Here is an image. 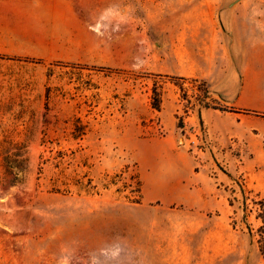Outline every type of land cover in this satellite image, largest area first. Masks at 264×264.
<instances>
[{
	"label": "rangeland",
	"instance_id": "obj_1",
	"mask_svg": "<svg viewBox=\"0 0 264 264\" xmlns=\"http://www.w3.org/2000/svg\"><path fill=\"white\" fill-rule=\"evenodd\" d=\"M56 7L0 29V48L24 50L0 52V264H264L254 205L264 198V133L252 121L263 113L244 110L241 129L223 119L210 134L198 83L184 84L193 106L166 77L203 78L215 102L234 105L220 83L239 85L241 67L264 54L253 43L264 36V0ZM45 35L62 43L56 51ZM7 146H27L16 182Z\"/></svg>",
	"mask_w": 264,
	"mask_h": 264
},
{
	"label": "crops",
	"instance_id": "obj_2",
	"mask_svg": "<svg viewBox=\"0 0 264 264\" xmlns=\"http://www.w3.org/2000/svg\"><path fill=\"white\" fill-rule=\"evenodd\" d=\"M57 0H0V29H14L26 26V18L30 16V11L36 14L37 11L43 12L41 6H49V12L59 13L56 7ZM74 11V10H73ZM46 12V11H45ZM76 12V11H74ZM264 21V18L260 19ZM264 33V23L258 24ZM42 46L45 50L56 51V47L62 43L55 44L56 40L51 35H45L41 39ZM253 43L264 48V36H257ZM24 50H14L8 48H0V52H15ZM30 51V50H27ZM255 64L252 66L243 65L242 68V82L231 87L229 82H221L220 88L224 90L225 94L234 98V105L241 110H253L264 114V54L258 53L255 56ZM219 109L203 108L202 119L204 125L208 128L209 133L212 131L218 132L220 124L223 119L227 120L229 128H242L241 123L244 121L242 111H222L223 114H218ZM221 111V110H219ZM256 125L261 126L264 133V120H252ZM236 123L240 126H236ZM231 176L230 173H226Z\"/></svg>",
	"mask_w": 264,
	"mask_h": 264
},
{
	"label": "trees",
	"instance_id": "obj_3",
	"mask_svg": "<svg viewBox=\"0 0 264 264\" xmlns=\"http://www.w3.org/2000/svg\"><path fill=\"white\" fill-rule=\"evenodd\" d=\"M112 71V68H109ZM121 71V70H119ZM157 76V75H156ZM166 77L172 79L174 81V84L177 85L180 88L181 91V96L182 98L186 99L189 103H192L189 94L185 88V82H195L198 83V89H199V94L196 95V101L198 102V107H197V114L199 116V119L201 121V124L203 125V119H202V109L203 108H215L219 109L221 111H234V112H239V111H244L241 109H238L234 105H226V106H221L217 102H215L213 98V91L210 88L207 80L199 77H187L183 75H167ZM161 104H162V93L158 89L157 83L154 84L152 87L151 91V106L157 110H161ZM196 103H192L194 106ZM192 106V107H193ZM195 108V107H194ZM185 114H176V117L178 118L177 126L181 128L182 130L185 128L186 125V116L189 115V107H186L184 109ZM264 116V114H263ZM81 121L80 118H77V121L74 124V131L73 135L75 137H81L85 133V128L81 126ZM26 147L23 148H15L18 151H23V154H17L13 153L12 150L10 149L11 147H2L1 153L3 154L4 158V165L6 166V170L9 173H14V178L12 179L13 182H16L19 180V173L23 169V167H28V156L26 153ZM241 190L243 191V185H240ZM232 205V203L230 202ZM254 205L256 206L255 208V217L256 219L260 220L261 224L258 227V234L260 235V238L258 240L260 245V249L262 252H264V198H261L259 200H254ZM250 231L252 229L249 227Z\"/></svg>",
	"mask_w": 264,
	"mask_h": 264
}]
</instances>
